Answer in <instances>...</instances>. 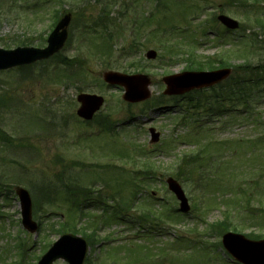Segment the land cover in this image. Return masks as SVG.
I'll use <instances>...</instances> for the list:
<instances>
[{"label": "rangeland", "instance_id": "1", "mask_svg": "<svg viewBox=\"0 0 264 264\" xmlns=\"http://www.w3.org/2000/svg\"><path fill=\"white\" fill-rule=\"evenodd\" d=\"M230 1L232 0H184L183 3L182 0H163L159 4L155 0H137V2L136 0H42V3L31 4L29 9H25L26 7L20 9L24 1L17 0L18 3L12 9L8 8L7 0H0V46L6 48L19 45L44 46L45 43L44 45L41 43L48 37L53 17L60 12L72 17L68 27L71 36L67 45L61 48L60 53L75 56L80 63L77 78L73 79L72 76L67 75L69 79L60 83L56 81L57 79H51L55 72L59 73L63 67L55 62H47V64L38 62L21 70L17 67L0 70V97L4 98L3 104L0 101V131L8 133L13 139L15 137L14 142H17L15 148L0 141V213H3L2 216L0 215V264H14V261L20 257L21 248L18 246V239L21 236L28 241L26 260H29L30 264H35L37 259H32L41 255L43 248L59 238L56 231L59 224L65 219L70 221L78 217L76 209L73 216L66 213L71 203L70 199L65 202L63 185H67L68 177L82 178V187L85 186L86 189L82 203L88 208L83 216L84 218L86 216L87 223L90 225L92 215L103 216L95 228L97 239L94 243H100L105 238L112 239L111 244L103 243L101 252L98 249L99 243L95 249L89 248L86 258L92 263L135 264L136 261L142 260V264H175L171 259L160 258L156 254L165 252L164 249H166L169 251L168 254L175 256L177 248L174 244L178 241V236L183 233L190 234L191 229L197 228L200 232H206L203 236L208 244L207 252L215 257L214 264L226 262L235 264L225 255L222 257V253L219 252L221 235L219 237L217 232L209 233L208 223L222 219L226 215L223 211L227 207L223 203L237 194L231 191L233 194L217 198L218 195L213 187L206 185L207 179L198 178L197 170L190 172L182 167L185 164L183 160L186 153L189 156L196 154L202 145L205 150L200 154V158L206 166L199 169L202 170L203 176L211 175L212 172H208L206 168L210 165L215 172L212 175L213 178L223 174L221 186L240 185L243 191L248 193L254 190L252 188L255 185L254 181L259 180L263 188L253 191L250 199L255 206L248 207H258L257 203L264 205V79L261 80L262 77L264 78V30L255 29L261 32L257 37V40L261 42H257L255 47L243 37L253 34L254 20L264 17V10L262 12L260 8L252 9L248 14L249 17L243 16L240 13V7L235 8ZM250 1L256 2V0ZM106 2L108 4L104 9ZM103 10H107V18L102 15ZM222 12L239 20L243 28L245 24L247 27L243 29L245 32L241 30L242 27L230 33L224 31V26L214 18ZM99 15L103 21L107 19L109 30H113L111 34L113 33L114 36V47L111 51L107 49L104 53L100 52L94 42H91L93 40H86L90 37L89 33H85L87 35L85 39L82 33L86 30L83 25H91ZM140 18H142V27L140 22L135 24V19L140 20ZM110 20L113 22L112 25ZM144 20L150 25L144 24ZM262 21L264 24V19ZM136 27H138V36L135 35ZM158 29L178 33L176 36L181 34L183 37L174 38L175 36L172 35L173 37L169 38L171 42L164 40L166 41L164 43L160 34L150 35ZM135 37L138 38L135 43V46L138 45L137 48L131 45ZM192 37L198 38L197 45ZM186 39H189L192 47L189 46L191 44L186 43ZM23 41L26 44L22 43ZM179 41L182 42L181 45L187 47L184 48V52L187 53L189 47L191 51L197 52V62L204 61L208 59V56H214L218 52L229 54L235 51L238 58L229 57L231 65L235 67L244 62L247 65L239 71H234L233 80L242 83L235 86L236 93L240 95L242 104L250 110L245 111L241 103L236 104V101H230L226 97L225 87L229 88L232 80L220 86L195 90L189 93L192 96L187 94L179 99L165 96L163 75L197 67L187 54L175 56L172 51L165 48L174 46ZM129 45L135 48L128 50ZM123 46L125 50L121 49ZM149 49L157 51L156 59L146 58L145 54ZM193 55H195L194 52ZM72 69L75 70V66ZM109 69L150 74L149 98L138 103L125 102L121 99L123 88L103 84L101 74ZM247 70L250 73H246ZM222 87L224 88L221 89ZM240 88H242L241 91ZM83 90L102 94L106 99L99 116L89 124L78 122L75 111L79 106L76 96ZM247 90L252 92L251 95L246 93ZM218 92L221 96L217 95ZM192 97L199 100L201 109L190 106ZM217 100L223 107L235 106L233 112L210 114L207 110L210 104L217 103ZM198 110L199 112H196ZM250 111L252 115L248 118ZM190 115L194 121L189 124L186 116L190 117ZM103 121L114 124L111 129L105 130L101 127L104 126L101 124ZM114 125L115 130L112 131ZM123 127H130L128 138L117 134L121 133L118 129ZM150 127H155L161 132L159 142L150 141L148 129ZM101 130L104 132H100ZM200 131L210 133L213 137H208L205 141L214 143L218 140L220 144L224 143L223 146L221 145L222 148H216L214 145L206 146L205 141L202 144L198 138L196 139ZM122 141L129 144L128 148L132 147V142L143 146L144 151L147 152L146 156L150 159L148 167L142 163L145 156L139 157L138 154L141 153L139 151H134L128 158L120 156V152H116L114 148L117 145L121 146ZM169 141L171 144L165 145V142ZM248 142L254 144L251 146L247 144ZM32 143L40 147L39 153L32 148ZM134 154L136 157L133 158ZM114 165L123 167L114 169ZM180 166L182 171H185L182 176H178ZM122 168L128 173L119 174ZM94 172L104 173L107 176V183L101 180L98 174L93 176L90 174ZM153 172L157 174L154 176ZM45 173L48 175L47 180H51L50 183L47 181L46 187L43 184ZM58 175H62L63 182L58 180ZM170 176L180 180L191 206L197 202L200 205L202 203V207H206L201 214L204 219H194V211L185 216L188 219L177 223L178 226L170 223L166 225L162 229L161 236L154 231L150 233V238H144L146 234L140 232L138 223L131 218V213L111 223L108 222V217L113 214L114 209L103 215L102 203L108 202L111 206L119 203V195L116 198L113 197L119 188L129 199L134 196L132 193L134 190H138L137 193L141 192L139 204L144 202L145 208L149 207L153 201L159 203L158 205L164 202L168 206L172 204L177 208L178 201L165 181ZM125 182H130L127 189H125L127 185ZM120 184L124 186V190ZM17 185L31 190L37 211V213L34 212L35 219L41 222V228L37 234L24 233L20 219V202L14 193V187ZM48 187L50 188L46 190ZM51 187H54V192L58 190L57 198L51 191ZM232 190L238 193L236 188ZM247 197L246 195L245 201L248 204ZM94 198H101L102 202L95 200L93 204ZM243 200L244 197L238 195L234 203L239 204ZM132 203L135 207L129 209V212L138 210L136 207L139 204L135 201ZM241 208L243 206L235 208L237 209L235 218L242 222L240 228L243 233L254 231L259 238H264V223L261 224V220L257 217L253 218L252 223L247 219L249 217L241 220V217L249 215ZM230 209H232L231 206ZM82 226H85V221ZM87 232L90 234L91 229ZM137 233L139 236H132ZM92 236L90 237L93 238ZM195 237H198V234L195 233ZM127 238L135 239L125 241ZM133 244L151 250L147 254L151 258L147 260L148 256H144L142 249L139 255L130 254L125 259L126 250L121 247H132ZM210 248H214L216 252H211ZM109 250L116 251L115 255H110ZM55 264L66 263L60 260Z\"/></svg>", "mask_w": 264, "mask_h": 264}, {"label": "water", "instance_id": "2", "mask_svg": "<svg viewBox=\"0 0 264 264\" xmlns=\"http://www.w3.org/2000/svg\"><path fill=\"white\" fill-rule=\"evenodd\" d=\"M219 19L227 26V28L235 29L239 23L232 20L230 17L221 15ZM69 23V18L66 17L60 21L55 30L51 33L48 39L46 48L35 47H18L12 50L0 48V69L8 68L15 65L31 63L34 60L47 58L55 53L64 43L67 31L63 30ZM156 52L149 51L146 54L149 58H154ZM231 69L224 68L215 71L207 72H183L180 74L170 75L164 78L167 88L165 93L181 94L194 88L211 86L215 83H220L221 80L230 75ZM103 78L110 84H121L126 88L124 95L125 99L136 101L147 97L149 94L146 86L149 84L147 76H128L116 71H107L103 74ZM127 86V87H126ZM103 97L95 94L82 93L78 96V101L81 103L77 111L78 115L84 119H90L93 114L99 109L103 101ZM158 134L154 133V139H158ZM170 188L174 191L177 197L181 200V208L183 211L189 209L188 201L184 191L176 180H167ZM17 193L21 199V209L23 213V223L26 229L36 230V223L32 221V203L29 192L23 188H17ZM223 243L228 251L235 257L243 261L245 264H264V240L252 241L246 239L242 235L227 233L223 236ZM86 242L79 236L65 234L54 244L52 248L40 259L38 264H52L54 259L62 257L70 264H82L83 257L86 252Z\"/></svg>", "mask_w": 264, "mask_h": 264}, {"label": "trees", "instance_id": "3", "mask_svg": "<svg viewBox=\"0 0 264 264\" xmlns=\"http://www.w3.org/2000/svg\"><path fill=\"white\" fill-rule=\"evenodd\" d=\"M257 1H259V0H256V2ZM256 2H252L251 5H253ZM241 4L243 5L242 6L243 7V11H242L243 14L245 16H249L248 14L251 11L252 7L249 5L248 1H246V0H242L241 1ZM256 24L259 25V26H261V27H263V22L260 21V20H258V19L256 20ZM252 39H254V38H252ZM178 46L179 47H182L181 45H178ZM169 48H170V51H172L175 55L176 54L179 55L178 53H180L182 51L181 49H179L176 46H170ZM188 56L192 59L191 62H194V64L197 66V67H193L194 69H204V67L211 68V67H214L215 65H222V66L227 65V64L229 65V57H231L226 52V53H223L221 55L218 54V56H215L213 58L210 57V59L207 62H202L201 60H198V62H197V59L194 58L193 52H189ZM216 57H219V59H217ZM203 63H206V66H203ZM0 140H3V142H5L6 144L7 143L8 144H12V142H13V140L11 138H9V136H7V134L5 132H3V131L0 132ZM171 211H172V213L169 214L171 216H166L165 214H167V212H165V214H164V212H161L162 213L161 215H157V214H153V213L152 214L149 213V215L155 216L156 219H160V220H162L163 217L164 218H179L180 217V214H178L177 212H173V210H171ZM227 216H226V220L224 219V220H221V221L213 224L212 229L214 230L215 233L217 232L218 234H221V233H223V232H225V231H227L229 229L235 230V231L238 230L240 232L243 231L240 228V225H241L242 222L237 221L236 218H233V215L231 216L230 214H228ZM245 217H249L247 219H249L251 221V223L253 221V218H255V217H257L258 219L261 220V224L264 223V213L261 212L260 210H259L258 213H256V215L249 214V215H245L244 217H241L240 219L242 220ZM147 219H149V217H147ZM247 235L249 237H252V238L255 237V238H258L259 239L258 235H256L254 233V231H252L251 233H248ZM182 241H187L188 244H187L186 247L192 251V252H190V256L191 257H193V254L192 253L194 252V250L196 252H202L203 251L202 253H204L205 255H207V253L204 250V248L207 246L206 244L205 245L197 244V242L195 241V239H192V238H189L188 239V237H185L184 239H182ZM20 248H21V250H20L21 251L20 257H19L18 261H15L14 264H30V261L29 260L28 261L26 260V251H24L25 250L24 245L23 246L21 245ZM132 250L134 252L135 251H138L136 249H132ZM150 252L151 251H147V252L144 253V255H147ZM178 261L180 263H186L187 262V259H178ZM200 262H197L196 263V261L194 260L193 262H191V264H200ZM205 262H206V264L208 263L207 261H205ZM186 264H189V263H186Z\"/></svg>", "mask_w": 264, "mask_h": 264}]
</instances>
